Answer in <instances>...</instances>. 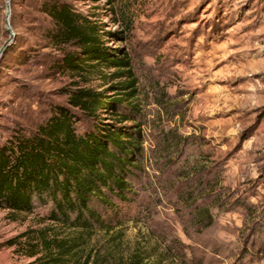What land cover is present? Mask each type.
Here are the masks:
<instances>
[{
  "label": "rangeland",
  "instance_id": "1",
  "mask_svg": "<svg viewBox=\"0 0 264 264\" xmlns=\"http://www.w3.org/2000/svg\"><path fill=\"white\" fill-rule=\"evenodd\" d=\"M56 4L98 27L130 74L67 68L68 55H82L58 39ZM9 9L12 37L0 0V50L9 43L0 146L37 135L59 107L79 135L98 119L141 135L129 192L93 199L89 227L53 220L48 198L32 212L0 208V264H264V0H9ZM88 89L108 101L134 90L136 112L94 118L71 104Z\"/></svg>",
  "mask_w": 264,
  "mask_h": 264
},
{
  "label": "trees",
  "instance_id": "2",
  "mask_svg": "<svg viewBox=\"0 0 264 264\" xmlns=\"http://www.w3.org/2000/svg\"><path fill=\"white\" fill-rule=\"evenodd\" d=\"M48 13L59 27L58 39L66 43L76 41L80 46L82 57L68 55L67 68L82 70L95 62L97 66H115L116 74H130V70L120 72L130 67L129 58L110 52L98 35V27L90 25L65 5H52ZM134 81L130 80L120 89L132 88ZM133 92L123 93L125 99L108 101L93 90H80L71 96V104L94 118L100 110H113L111 114L115 119L123 122L136 112L137 107L127 99H132ZM121 107L125 114L119 111ZM95 124L93 131L79 135L74 117L59 107L37 135L1 145L0 208L32 212L37 199L48 198L56 209L53 220L70 221L73 227H89L84 216L94 215L90 207L93 199L109 202L110 195L123 198L129 192L124 176L133 166L141 131L129 129L138 125L111 129L100 119ZM74 213L77 218L71 221Z\"/></svg>",
  "mask_w": 264,
  "mask_h": 264
},
{
  "label": "water",
  "instance_id": "3",
  "mask_svg": "<svg viewBox=\"0 0 264 264\" xmlns=\"http://www.w3.org/2000/svg\"><path fill=\"white\" fill-rule=\"evenodd\" d=\"M6 28L10 34V36H13V33L11 31V27H10V9H9V0H7V16H6ZM9 43H5L4 47L1 48L0 50V58L3 56L6 47L8 46Z\"/></svg>",
  "mask_w": 264,
  "mask_h": 264
}]
</instances>
